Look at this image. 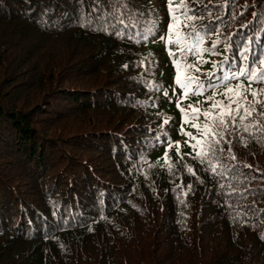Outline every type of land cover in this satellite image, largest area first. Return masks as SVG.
I'll return each mask as SVG.
<instances>
[{"label": "trees", "instance_id": "obj_1", "mask_svg": "<svg viewBox=\"0 0 264 264\" xmlns=\"http://www.w3.org/2000/svg\"><path fill=\"white\" fill-rule=\"evenodd\" d=\"M261 57L264 0H0V264H264Z\"/></svg>", "mask_w": 264, "mask_h": 264}, {"label": "snow or ice", "instance_id": "obj_2", "mask_svg": "<svg viewBox=\"0 0 264 264\" xmlns=\"http://www.w3.org/2000/svg\"><path fill=\"white\" fill-rule=\"evenodd\" d=\"M169 11L170 13L172 12L171 6ZM167 28H168V32L171 33L173 29L172 23H169L167 25ZM216 43H219V41H216ZM244 59L247 60L248 57L245 56ZM259 63L261 66H264V57L259 58ZM247 67L248 66H246L243 62H241L238 71L231 72L230 76L239 79L240 77L247 75L249 86L257 78L264 79V67L261 68L259 74L255 62H253V64L251 65L250 72L246 71ZM192 79L193 78H187V82L185 83L180 80L179 76H177L176 82L180 84L182 89H184L188 87ZM225 79H228V77H225ZM242 87H243L242 85L237 84L235 89L231 87L226 88L224 95L228 103L225 104L223 101H214L210 109L203 113V116L205 120L208 121V123L205 124L202 134L206 138H208V143H202L201 140L196 139V137H192L191 134L185 133V135H188L190 139L195 140V144L192 145L193 148L200 146L201 151L203 152L204 155L214 154L215 151H217L215 144H218L220 140L223 139V137H218L216 129L227 127L228 121H232V122H235L236 120L245 121L246 118L251 117L252 110L247 106L246 97L244 95V92L241 90ZM167 94H168L167 92L164 93L165 96H167ZM251 95L255 97L257 96V92L254 91L251 93ZM180 99H183V96ZM175 102L177 104V107L180 108V100H177ZM181 111L185 112L184 109H181ZM185 115L189 117V122H191L192 116L194 115L198 118L200 113L197 109H193L191 114L185 112ZM192 126L197 129V132H201L199 125L193 124ZM176 143H177V147H179V142ZM170 145L171 142H169V146ZM199 154L200 153H198V155ZM165 158L167 159V148L165 152Z\"/></svg>", "mask_w": 264, "mask_h": 264}]
</instances>
